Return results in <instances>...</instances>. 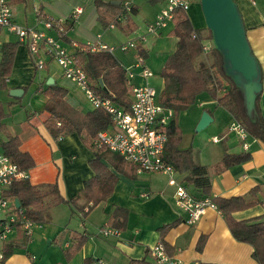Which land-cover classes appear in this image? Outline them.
<instances>
[{
    "label": "crops",
    "instance_id": "1",
    "mask_svg": "<svg viewBox=\"0 0 264 264\" xmlns=\"http://www.w3.org/2000/svg\"><path fill=\"white\" fill-rule=\"evenodd\" d=\"M105 1H117L118 3L114 4L118 5L127 0ZM128 1L132 2V10L129 13L133 14L137 28L140 20L146 19L142 25L144 31L146 24L156 17L167 0ZM235 1L253 52L261 65L260 108L264 117V0ZM77 7L82 11L69 23L66 35L60 37L65 46L68 47L65 37L72 42V50L76 49L74 43L96 41L98 35L108 44L128 39L129 32L123 29V25L104 28L98 20L94 0H12L15 21L36 29H45V17L66 19ZM187 13L195 27L205 28L200 4L192 0ZM126 18L127 15L121 21L122 24L126 22ZM173 27L174 24H171L160 33L150 35L142 47L149 51L148 47L162 41V47H170L174 42L169 54L173 53L176 38L168 34ZM49 33L55 36L58 34L52 30ZM0 41L2 44L19 43L12 73L7 80L8 86L6 89H0V101L6 113L4 123L7 131L20 138L21 150L28 152L34 159L35 164L28 171V178L37 186L56 183L64 198L73 199L82 190L85 182L95 176L89 164L94 153L78 133L56 137L48 128L46 122L51 114L45 107L48 96L44 91L49 79L54 80L53 84L67 89L68 99L79 111L85 113L94 108L85 98L82 89L62 76L60 67L54 61L48 59L46 67L37 69L27 46L20 43L9 28L0 27ZM129 53L128 50L114 55L125 67H129L126 65ZM134 53L136 58L138 50H134ZM1 58L2 55L0 60ZM135 61L134 59L133 63ZM136 81L139 82L140 78L137 77ZM16 88L24 90L22 95H13L12 90ZM209 99L214 107L221 106L211 96ZM210 114L213 116V122H216L215 112L211 110ZM233 122L232 117L231 121L221 128L219 133L222 135H212V138H221L219 142L212 141L214 145L222 144L221 147L207 145L199 149L198 161L193 149L194 159L200 164L213 167L227 150L230 153L250 152V160L221 173L212 169L210 194H203L201 189L189 183L187 173L177 171L176 178L197 197L209 196L213 199L242 196L257 201L248 208L235 211L233 216L238 220L264 216V142L248 135L249 147L244 149L238 134L229 129ZM6 139L7 133L0 132V141ZM0 150H3L1 146ZM102 162L118 177L111 195L99 202L86 217L72 204L55 205L49 211V221L38 222L28 244L15 247L3 264H85L86 259L90 260L89 264L151 262L153 258L150 247L160 239L165 242L169 254L188 264H261L254 257V246L238 240L233 235L225 214L218 208H207L195 224H188V215L176 205L175 187L169 185L166 174L145 171L137 172V176L132 177L118 172L107 158H102ZM115 207L128 210L126 228L120 230L119 234H104L101 228L108 226L110 214ZM162 226H168L164 232ZM76 233L86 235L87 238L81 249L68 257L65 251L78 241ZM17 237L18 231L6 242L0 243V248L3 250L4 244ZM32 255L35 256L34 259Z\"/></svg>",
    "mask_w": 264,
    "mask_h": 264
},
{
    "label": "trees",
    "instance_id": "2",
    "mask_svg": "<svg viewBox=\"0 0 264 264\" xmlns=\"http://www.w3.org/2000/svg\"><path fill=\"white\" fill-rule=\"evenodd\" d=\"M98 20L107 28L112 22L131 33L137 29L132 15L127 13L124 24L117 21L118 14L123 10V4H114L105 0H94ZM174 27L169 35L176 38V45L164 63L161 75L167 81L166 87L160 96L163 105L174 109L168 131V141L165 146L164 157L172 163L180 173H187V181L203 194H210V172L221 173L236 165L251 159L250 152L230 153L227 150L222 158L213 166L200 164L194 159L191 147L182 148V133L178 123V114L196 102L198 96L207 92L221 106H224L231 114L235 122L240 123L247 133L264 142V117L260 108V93L257 95L253 116L247 112L245 97L242 89L236 85L231 76L224 69V60L221 52L213 45L210 50L213 60L210 64L196 65V59L204 54L203 41L212 40L206 35L205 28H197L185 10H175ZM68 30V28H67ZM65 40H70L65 37ZM83 45L84 43H79ZM18 42H6L2 44V58L0 60V89L7 88V80L12 73ZM149 51L142 46L138 47V53L146 58ZM77 63L87 72L91 86L104 96L112 97L116 103L126 109L131 105V89L127 84L126 67L117 57L107 51H92L90 48L77 51ZM48 96L46 109L51 116L47 120V126L56 137L78 133L83 142L90 147L94 157L89 164L95 172V176L87 180L82 190L73 199L62 196L56 183H46L37 186L31 183L29 178L15 179L8 191V195L18 198L25 214L33 221L46 223L49 221V211L60 203H69L81 210L84 217L99 204L106 200L114 190L117 182V174L110 170L102 158H107L115 166L118 172L129 176H137V166L126 162L121 155L112 151L107 146L98 147L93 144L94 138L102 130L113 124L108 112L96 108L92 111H79L68 99V91L58 84H48L45 89ZM211 112V110L206 109ZM6 113L4 105L0 101V132L7 133V139L0 141L4 153L14 161L20 170L29 171L35 164L28 152L21 150V140L18 136L7 131L4 123ZM60 123V124H59ZM217 208L226 217L233 235L240 241L249 242L254 246V257L264 264V216L238 220L233 216L237 210H242L254 205L257 201L246 199L242 196L214 197ZM128 210L115 207L110 214L108 225L124 230L127 225ZM168 226H162L164 229ZM78 241L65 251L68 257L78 252L87 236L75 234ZM30 237L26 236L22 229L18 230V237L4 244V259L18 246H26ZM201 247V246H200ZM144 261H132L131 264ZM90 260L86 259L85 264Z\"/></svg>",
    "mask_w": 264,
    "mask_h": 264
},
{
    "label": "built area",
    "instance_id": "3",
    "mask_svg": "<svg viewBox=\"0 0 264 264\" xmlns=\"http://www.w3.org/2000/svg\"><path fill=\"white\" fill-rule=\"evenodd\" d=\"M192 0H167L164 7L149 21L142 34L119 45L108 44L98 35L96 41H88L83 45L74 43L75 50H70L61 41V36L67 33L68 25L77 18L82 11L76 8L66 18L45 17L43 19L45 29H36L17 23L14 19L12 0H0V27L9 28L18 38L19 42L27 46L34 59L37 69H43L48 59L54 61L61 69L62 76L71 83L79 86L89 100L91 106L103 109L109 113L113 124L102 130L94 138L93 144L101 147L107 146L118 153L122 158L137 166V172H162L168 176V183L175 187V201L178 208L187 213V223L195 224L209 207L217 208L213 199L209 196L197 197L176 178L175 166L164 157L165 146L168 141L167 128L174 116V109L165 106L160 101L156 88L151 84L150 78L154 75L152 69L146 64V59L137 53L136 61L132 66L126 67L127 84L131 89V105L124 108L114 101L112 97L104 96L96 91L88 79L87 72L77 63V49L90 48L92 51H107L115 53L116 50L128 51L132 47L138 50L143 46L150 35H155L175 23V10L189 11ZM132 10V2L125 1L123 10L118 14L117 21L121 22L126 14ZM117 26L116 22L110 24V28ZM55 31L57 36L49 31ZM213 47L211 40L203 41L204 54ZM2 55V42L0 41V57ZM137 77L140 81L137 82ZM60 124V123H59ZM230 131H234L240 137L244 149H248V133L238 122L231 123ZM212 141L219 142L221 138L214 136ZM28 178V172L19 169L12 159L0 150V243L6 242L9 237L20 228L26 236L31 237L34 227L38 222L29 218L24 209L18 207L16 199L8 195V191L15 179ZM104 234H119L120 230L112 226L101 228ZM151 262L133 264H188L169 254L163 240H158L150 247ZM34 259L35 256L32 255ZM4 251L0 248V264H3ZM100 264H106L100 262Z\"/></svg>",
    "mask_w": 264,
    "mask_h": 264
},
{
    "label": "water",
    "instance_id": "4",
    "mask_svg": "<svg viewBox=\"0 0 264 264\" xmlns=\"http://www.w3.org/2000/svg\"><path fill=\"white\" fill-rule=\"evenodd\" d=\"M200 5L206 27L212 34V43L223 55L225 72L242 89L247 112L253 116L256 98L262 89V69L247 37L238 4L235 0H200ZM53 83L54 80L49 79L48 84ZM23 91L16 88L12 93L19 96ZM213 120L210 112L204 110L197 130L204 129ZM16 204L21 207L18 198Z\"/></svg>",
    "mask_w": 264,
    "mask_h": 264
},
{
    "label": "rangeland",
    "instance_id": "5",
    "mask_svg": "<svg viewBox=\"0 0 264 264\" xmlns=\"http://www.w3.org/2000/svg\"><path fill=\"white\" fill-rule=\"evenodd\" d=\"M195 3L200 4V0H193ZM133 15V14H132ZM143 16V13H141L140 17ZM139 17V18H140ZM142 20V19H141ZM140 20L139 28H137L135 31L129 33V37L126 40H121L117 43H114V45H119L123 42L129 41V39L136 38L138 35L142 34L143 29L142 25L146 22V19ZM206 25V24H205ZM206 27V26H205ZM205 34L208 36L210 35V32L208 28L206 27ZM211 40V39H208ZM169 41H172L169 39ZM212 41V40H211ZM164 41L160 42L157 45H152L148 47L149 49V55L146 57V64L152 71L154 72V75L150 78L151 84L156 88L158 91L159 96H161V93L163 92V89L166 87L167 81L164 80V78L161 75L162 66L167 60L168 56L170 55L169 52H171L170 49L173 48L174 42H172V45L170 47H162L160 46ZM81 43H86V41H82ZM70 50L73 49L72 42H68V47ZM134 50L136 48H131L129 51V59L126 61L127 66H132L134 59L136 60L134 56ZM125 51L122 50H116L115 53H119ZM169 54V55H168ZM201 57H198L196 59V65H207L210 64L213 60L211 52L208 51L205 54L200 55ZM83 92V91H82ZM85 95V94H84ZM210 94L207 92L201 93L196 102L187 107L184 110H181L178 114V123L179 127L181 129L182 138H181V147L182 148H188L191 147L195 151V158L198 161L199 156V149H203L207 145L211 146H222V144H216L212 142L211 138L213 134H220V130L223 126H226L228 122L231 121L232 116L228 112V110L224 106H219L218 108L214 107L213 104L210 103L209 99ZM87 99V97L85 96ZM89 102V100L87 99ZM201 102H204V104H201ZM90 103V102H89ZM92 105V104H91ZM205 109H211L213 112H215L217 121L211 122L207 127H205L202 130H197V120L201 117L203 111ZM227 132V131H226ZM225 134V133H224Z\"/></svg>",
    "mask_w": 264,
    "mask_h": 264
}]
</instances>
